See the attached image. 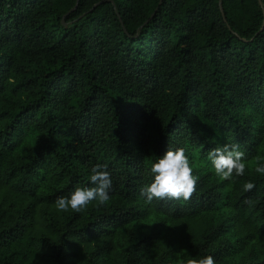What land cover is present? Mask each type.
<instances>
[{
    "label": "trees",
    "instance_id": "trees-1",
    "mask_svg": "<svg viewBox=\"0 0 264 264\" xmlns=\"http://www.w3.org/2000/svg\"><path fill=\"white\" fill-rule=\"evenodd\" d=\"M263 11L264 0H0V264H31L38 249L50 264H264ZM225 144L245 153L232 181L207 159ZM177 148L195 194L146 202L151 163ZM97 164L112 180L106 205L47 212L94 186Z\"/></svg>",
    "mask_w": 264,
    "mask_h": 264
},
{
    "label": "clouds",
    "instance_id": "clouds-1",
    "mask_svg": "<svg viewBox=\"0 0 264 264\" xmlns=\"http://www.w3.org/2000/svg\"><path fill=\"white\" fill-rule=\"evenodd\" d=\"M207 159L210 161L215 175L221 181H232L233 176H243L247 164L245 153L240 150L239 145L225 144L213 148L208 152ZM107 166L97 164L91 168L89 177L92 187H77L68 196L58 197L55 206L58 211L69 210L79 213L93 202L97 206L106 205L110 200L112 180ZM153 179L140 189V195L146 202L153 200H184L188 201L196 192L198 177L193 174V165L183 148L176 150L168 149L162 156L156 158L150 166ZM255 173L264 175V156L255 157L253 164ZM254 183L246 182L243 191H251ZM252 204L251 200L246 201ZM176 264H216L213 256L206 255L202 258L179 259Z\"/></svg>",
    "mask_w": 264,
    "mask_h": 264
},
{
    "label": "rangeland",
    "instance_id": "rangeland-1",
    "mask_svg": "<svg viewBox=\"0 0 264 264\" xmlns=\"http://www.w3.org/2000/svg\"><path fill=\"white\" fill-rule=\"evenodd\" d=\"M5 194V188H0V205H3V197ZM46 210L48 213L52 214L54 217H58L64 211H58L55 205L46 206ZM43 213L42 208L37 207L36 212L34 214V224L31 231V235L34 238V241L39 244L38 239L40 236H48L49 232L43 222ZM95 244L91 243L89 245L92 248ZM31 264H50L44 256V252L42 250H37L36 256Z\"/></svg>",
    "mask_w": 264,
    "mask_h": 264
},
{
    "label": "water",
    "instance_id": "water-1",
    "mask_svg": "<svg viewBox=\"0 0 264 264\" xmlns=\"http://www.w3.org/2000/svg\"><path fill=\"white\" fill-rule=\"evenodd\" d=\"M259 1V0H258ZM263 16H264V11H263Z\"/></svg>",
    "mask_w": 264,
    "mask_h": 264
}]
</instances>
